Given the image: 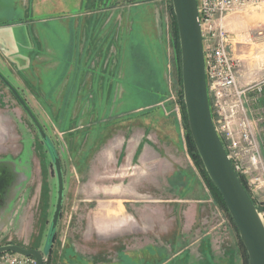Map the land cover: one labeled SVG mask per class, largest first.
Instances as JSON below:
<instances>
[{
    "label": "rangeland",
    "instance_id": "rangeland-1",
    "mask_svg": "<svg viewBox=\"0 0 264 264\" xmlns=\"http://www.w3.org/2000/svg\"><path fill=\"white\" fill-rule=\"evenodd\" d=\"M18 1L0 0V24L32 20L35 15L54 17L74 0H37L44 7L41 14L32 12L33 0H28V9ZM80 1L81 11L108 10L105 19L109 25L96 14L90 19L98 57L96 74L105 79L106 89L111 86V92H105L107 108L57 103L55 93L36 91L30 78L18 73L0 53V72L27 100L61 161L63 207L45 264H75V251L93 263L105 257L112 264H183L203 258L209 263L245 264L237 228L188 151L180 49L178 53L174 46L171 0ZM135 5L139 7L134 9ZM148 8L154 14L151 26L159 43L141 46L135 33L139 22L146 20ZM122 15L130 27L127 53L135 61L129 57L125 78L129 90L120 94L115 90L116 70L110 66L118 63ZM227 22V28L239 35L246 57L264 61V38L249 34L254 25L264 26V3L244 13L230 14ZM252 105L254 113L264 107L259 101ZM262 128L258 132L264 163ZM51 161L28 115L0 82V245L12 243L48 251L45 241L56 201ZM237 174L257 208L263 209L259 212L264 222V182H250L249 175ZM183 178L191 198L202 200L198 222L187 234L182 233L188 226L182 224L178 210L172 212L174 204L159 200L180 199ZM99 229L105 230L103 234ZM201 237L209 240L208 251L202 248V255L198 249Z\"/></svg>",
    "mask_w": 264,
    "mask_h": 264
},
{
    "label": "crops",
    "instance_id": "crops-1",
    "mask_svg": "<svg viewBox=\"0 0 264 264\" xmlns=\"http://www.w3.org/2000/svg\"><path fill=\"white\" fill-rule=\"evenodd\" d=\"M39 1L33 0L32 12L34 14H41L43 12L44 7L40 5ZM18 2L20 6L28 9V0H19ZM72 2L73 4L68 8L58 10L60 13L54 17L47 18L35 15L36 17L32 20L0 24V53L15 70H18V73L22 72L23 76L27 77V79L28 77L30 78L28 81H30V84H34L35 87L37 86L35 88L36 91L55 93L53 99L57 103L70 102L65 104L68 107L80 108L87 105L91 108H107L109 97L105 92H111V86L110 89H106L105 79L96 74L95 67L98 57L94 54L95 35L92 32L94 26L93 23H90V19L96 14L104 18L105 25H109V20L105 19L108 10L102 9L94 12L90 9H84L81 11V1L74 0ZM38 6H41L40 10ZM135 7L138 8L139 6L135 5L134 9ZM20 14L22 17H25L21 11ZM153 16L152 10L148 8L147 15L145 16V18L147 17L146 20L139 22L140 28L135 33V40L141 46L148 42L155 43V45L159 43L156 29L151 26L155 21ZM121 18L124 20L119 23L121 49L119 56L116 57L118 58V63L116 65L112 63V66H110L113 70H116V80L118 81L115 90L120 94L126 93L129 90L127 79H125L128 72L129 57L132 62L135 61L134 56L131 53H127L129 49L130 27L127 25L126 16L122 15ZM250 37L252 36L250 35ZM243 48L244 45L242 43H235L231 48L233 49L234 56L240 59L238 82L243 87L261 83L262 94L258 101L260 104H264V61H257L246 57L247 55L245 51L243 52ZM114 60H116L115 57ZM82 61H84L83 64H81ZM108 65L109 59L104 66L107 68ZM134 66L136 69V63H134ZM52 86L54 87L52 88ZM135 90L137 91V88ZM67 93H71L72 95L68 96ZM255 93V90H251L249 96L251 97ZM121 99L122 96L120 95V100L116 101L118 107H121ZM185 173L186 171L184 170L183 174ZM182 182L179 193L180 199L165 197L159 200L174 204L172 205V212L177 209L176 214L179 215L182 224L188 226V230L183 227L182 233L184 234L186 232L189 233L192 226L198 222L197 219H199L202 200L191 198V189L186 188V178H183ZM174 188L173 190H175ZM99 232L103 234L100 229ZM207 239L201 237L199 240L198 249L201 255L202 248H206V251H208L209 240ZM184 249H187V246ZM75 254V259L73 260L75 264H112L105 257L93 263L76 251ZM161 263L163 262L158 264ZM183 264L218 263L215 260L209 263L203 258L202 260H186Z\"/></svg>",
    "mask_w": 264,
    "mask_h": 264
},
{
    "label": "water",
    "instance_id": "water-1",
    "mask_svg": "<svg viewBox=\"0 0 264 264\" xmlns=\"http://www.w3.org/2000/svg\"><path fill=\"white\" fill-rule=\"evenodd\" d=\"M177 26L183 101L188 128L202 165L226 205L246 250L248 264H264V222L257 205L242 185L228 158L221 137L216 131L207 91L202 35L198 21L197 0H171ZM0 81L9 89L28 115L47 147L56 177V201L46 239L49 249L41 252L17 244L0 245V253L12 252L34 257L45 264L53 243L56 226L63 207L64 180L61 161L45 129L18 88L0 72Z\"/></svg>",
    "mask_w": 264,
    "mask_h": 264
},
{
    "label": "built area",
    "instance_id": "built-area-1",
    "mask_svg": "<svg viewBox=\"0 0 264 264\" xmlns=\"http://www.w3.org/2000/svg\"><path fill=\"white\" fill-rule=\"evenodd\" d=\"M264 0H197L198 21L202 35L207 91L216 131L222 139L234 170L250 182H264L259 127L264 129V107L254 113L252 104L262 94L261 83L243 87L238 82L240 59L233 45L239 35L227 28V18L263 4ZM249 34L264 38V26L254 25ZM255 90L253 96L249 92ZM263 171V172H262ZM255 174L251 175V173ZM37 264L31 256L1 253L0 263Z\"/></svg>",
    "mask_w": 264,
    "mask_h": 264
},
{
    "label": "trees",
    "instance_id": "trees-1",
    "mask_svg": "<svg viewBox=\"0 0 264 264\" xmlns=\"http://www.w3.org/2000/svg\"><path fill=\"white\" fill-rule=\"evenodd\" d=\"M83 2H84V1H83ZM86 4H87V3H86ZM171 9H172V7H171ZM172 14H173V11H172ZM21 20H22V19H21ZM21 20H18V21H21ZM5 23H6V22H5ZM172 24H174V25H173L174 46H175V48H176V51L179 53V51H178V50H179V41H178V38H177V37H178V33H177V26H176V21H175L174 14H173V16H172ZM0 82H1V81H0ZM1 83H2V82H1ZM2 84H3V83H2ZM3 85H4V84H3ZM11 94H12V93H11ZM14 98H15V97H14ZM181 104H182V117H183V120H184V126H185V130H186V142H187L188 151H189L190 155L192 156L193 160L196 162V164L199 166V168H200L201 171L203 172V175H204V177L206 178V180H207V182H208L210 188L212 189V191H213V193H214V195H215L217 201H218L219 204L221 205V208H222V207L224 208V210L227 212L228 216L230 217V219H231L233 225L235 226V224H234V222H233V220H232L230 214L228 213V210H227L226 205H225V203H224V201H223V199H222V196H220L219 192L217 191V189L215 188V186L213 185V183L211 182L210 178L208 177V175L206 174V172H205V170H204V168H203L202 162H201V160H200V157H199L198 152H197V150H196V147H195V145H194V143H193V139H192V136H191L190 131H189V128H188V123H187V117H186V112H185L184 104H183V103H181ZM239 179H240L242 185L244 186V188L246 189L247 193L249 194L248 188L246 187V184H245L243 178H242L241 176H239ZM249 195H250V194H249ZM252 201H253L254 203H256V201H255L254 199H252ZM258 209H259V211H262V210H263V209L260 208V207H259ZM235 228H236V226H235ZM54 237H55V235H54ZM53 240H54V239H53ZM239 243H240V245H241V247H242L243 254H244V260H243V261H244L245 264H247V254H246L245 248H244V246H243V244H242V242H241L240 239H239Z\"/></svg>",
    "mask_w": 264,
    "mask_h": 264
}]
</instances>
